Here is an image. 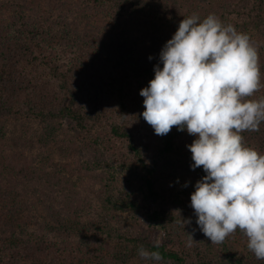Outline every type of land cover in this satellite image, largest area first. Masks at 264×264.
<instances>
[{
    "label": "trees",
    "instance_id": "obj_1",
    "mask_svg": "<svg viewBox=\"0 0 264 264\" xmlns=\"http://www.w3.org/2000/svg\"><path fill=\"white\" fill-rule=\"evenodd\" d=\"M10 1L0 0V112L57 122L68 119L82 130L101 129L103 144L112 156L125 157L141 171L142 183L129 197L130 206L141 208L149 221L164 223L168 210L160 207L152 214L146 205L150 208L163 201L165 192L158 177L171 156L183 150L194 163L187 145L196 136L175 125L167 134H156L142 115L145 98L140 90L154 78L160 51L182 19L172 16L169 24L160 25L154 5L160 0ZM210 4L214 8L215 3ZM263 11L264 0H233L226 13L223 10L227 17L220 19L244 32V25L256 27L264 22ZM109 27L116 32L109 35L101 30ZM252 38L260 45L261 87L245 99L258 100L264 98V43ZM241 135L245 146L264 154V121L259 130H243ZM120 143L126 145L124 151ZM193 171L198 179L206 175L203 166ZM41 178L39 191L45 198H61L64 211L77 218V207L82 208L84 200L69 192L65 185L70 183L49 171ZM18 180L10 179L15 185L24 183ZM13 193L9 182L0 181V264H82L86 255L80 246L57 243L25 228L27 214L12 200ZM104 196L114 201L110 184ZM95 229L91 234H96L94 242L99 245L108 246L107 238L114 237L133 247L158 251L162 259L157 264H188L179 245L157 241L149 233H118L105 225ZM218 244L227 252L216 264H264L254 253L247 258L242 249L239 253L230 249L228 236ZM245 244L250 255L248 237ZM99 245L92 249L95 254L88 255L89 264H121L115 261L114 246L109 245L104 255ZM195 264L212 263L200 258Z\"/></svg>",
    "mask_w": 264,
    "mask_h": 264
},
{
    "label": "rangeland",
    "instance_id": "obj_2",
    "mask_svg": "<svg viewBox=\"0 0 264 264\" xmlns=\"http://www.w3.org/2000/svg\"><path fill=\"white\" fill-rule=\"evenodd\" d=\"M160 0L157 5L160 25L169 24L170 17L183 19L198 13L201 20L216 10L219 18L227 17L226 8L233 0ZM210 1L215 3L214 8ZM9 2H12L9 0ZM84 3L85 0H76ZM205 7H208L207 11ZM223 10L225 13H223ZM264 17V11L262 12ZM221 19V20H222ZM242 27V26H241ZM244 32L264 43V22L253 27L244 25ZM112 34L115 28L101 29ZM111 37V36H110ZM113 38V37H111ZM262 39V40H261ZM264 86V85H263ZM51 125L53 127H51ZM103 133L99 128L82 130L72 121L61 122L34 116H23L9 112H0V181L9 182L14 191L12 200L20 204L26 212L25 228L48 235L57 243L67 242L80 246L85 258L82 264H89L88 255L96 249L92 231L95 226L105 225L113 232L142 235L149 233L157 241H168L179 245L188 264H195L203 258L212 264L226 256L224 246L213 243L197 224V215L191 206L189 193L195 189L197 177L191 168L190 158L181 150L164 163L158 177L164 193L161 204L150 208L149 212L160 207L168 210L164 223L149 221L141 208L130 206L129 197L137 193L142 183L141 171L130 165L125 157L112 156L103 144ZM124 151L126 145L120 143ZM115 147V146H114ZM117 149V146L115 147ZM44 171L58 174L70 185L65 187L84 200L83 207H77V218H71L64 211L61 198L47 199L40 190L39 181ZM12 175V176H11ZM11 176V177H10ZM21 179L19 183L13 184ZM19 181V180H18ZM12 182V183H11ZM185 183L187 186L185 187ZM72 184V185H71ZM111 185L114 201L104 196L107 185ZM72 189H71V187ZM25 195V197H23ZM27 195V196H26ZM64 220V221H63ZM190 221V222H189ZM150 222V223H149ZM67 223V224H66ZM193 236H191V235ZM246 235L237 230L228 235L230 249L238 253L246 251ZM107 244L114 246L118 253L115 261L121 264H157L155 260L139 255L138 247L127 245L114 237L107 238ZM213 243V244H212ZM109 245H99L104 255L109 252ZM100 251V252H101ZM250 253V252H249ZM167 264H177L170 261Z\"/></svg>",
    "mask_w": 264,
    "mask_h": 264
},
{
    "label": "clouds",
    "instance_id": "obj_3",
    "mask_svg": "<svg viewBox=\"0 0 264 264\" xmlns=\"http://www.w3.org/2000/svg\"><path fill=\"white\" fill-rule=\"evenodd\" d=\"M259 46L214 13L201 20L194 12L162 47L155 76L140 95L142 115L156 134L175 125L196 136L187 145L190 166H203L206 175L195 184L191 206L203 233L219 243L239 228L264 259V154L245 146L241 135L264 121V98L245 99L261 87ZM138 253L162 259L144 247Z\"/></svg>",
    "mask_w": 264,
    "mask_h": 264
}]
</instances>
